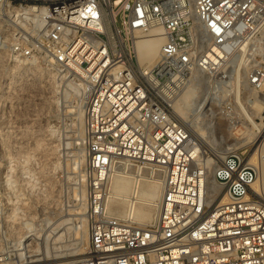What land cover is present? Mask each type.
Instances as JSON below:
<instances>
[{
    "label": "built area",
    "instance_id": "built-area-1",
    "mask_svg": "<svg viewBox=\"0 0 264 264\" xmlns=\"http://www.w3.org/2000/svg\"><path fill=\"white\" fill-rule=\"evenodd\" d=\"M158 32L159 59L141 63L138 40ZM0 37L18 64L45 62L83 113L87 256L49 264H264V140L208 150L204 187L201 144L173 107L194 78L213 94L206 120L237 121L223 93L264 86V0H0ZM129 173L161 181L149 221L136 191L122 215L109 205Z\"/></svg>",
    "mask_w": 264,
    "mask_h": 264
},
{
    "label": "rangeland",
    "instance_id": "rangeland-1",
    "mask_svg": "<svg viewBox=\"0 0 264 264\" xmlns=\"http://www.w3.org/2000/svg\"><path fill=\"white\" fill-rule=\"evenodd\" d=\"M49 68L42 60L18 64L10 59L0 37V255L6 258L4 264H18L19 258L21 262L27 259L29 252L25 244L28 242L17 244L16 241L30 229L39 234L38 239L31 241L40 253L37 258L46 255L42 247V238L46 235H49L50 256L88 247L86 148L83 121L77 113L80 107H76L78 102L75 103L72 96H65L63 86ZM201 88L188 83L173 104L188 127L196 121L203 129L213 132L215 146L207 149L217 151L246 140L249 143L239 148L253 151L259 148L264 131L259 134L250 124L237 102L236 90L229 88L223 93L224 98L235 103L237 121L229 125L217 113L213 112L207 121L204 113L195 110L197 98L208 91L206 86ZM244 92L246 90L241 88L242 102L247 101L250 94ZM261 93L264 94V89ZM244 106L255 112L248 103ZM256 109L258 114L254 119L264 126L263 103ZM238 128L241 130L235 133ZM247 131H252V135ZM69 212L73 214H67ZM41 219H44L43 225L37 222ZM62 220L65 223L58 227ZM58 230L63 234L55 240ZM20 245L24 248H19ZM71 261L74 259L38 264Z\"/></svg>",
    "mask_w": 264,
    "mask_h": 264
},
{
    "label": "bare ground",
    "instance_id": "bare-ground-1",
    "mask_svg": "<svg viewBox=\"0 0 264 264\" xmlns=\"http://www.w3.org/2000/svg\"><path fill=\"white\" fill-rule=\"evenodd\" d=\"M159 34H161V33L158 32V35L154 34L155 36H149L147 38H141L140 40H138V42H137V54H138V59L141 63L153 65L159 59L160 47H161V44L163 42V37ZM189 83H191L193 85L195 84L199 90L202 89L200 84L194 78ZM262 89H264V86L261 88V90ZM74 90L77 91L75 88H74ZM261 90H259V89L258 90H252L250 92V95L252 96V98L249 101V105L252 108H254L255 112H250V111L246 110L244 103L240 100V97L238 96V93L236 92L237 102L239 104H241V106L244 109V112H245V115H246L248 121H250V124H252L253 127L258 129L257 133H259V134H261L264 131V126L262 125L263 126L262 127L260 124H257L256 120L254 119V116L256 114H258L257 109H256L257 106L259 104H262V103L264 105V94L261 93ZM212 97H213V94H212V92H209V90L206 91V93H204L203 95H200V97L197 98L198 103L195 106V110L198 112L204 113V111H203L204 107H205L206 103H209L211 101ZM177 100H179V99H177ZM76 107H78V106H76ZM173 107H174V110H175L177 117L182 122H185L181 118L180 114L177 112L174 104H173ZM186 109H188V108H186ZM187 111H189V110H187ZM77 113L79 114L80 121H82V116H83L82 109L78 108ZM189 114H191V113H189ZM184 119H187V117ZM242 125H244V124H242ZM248 127L249 126H247V128ZM82 128H83V126H82ZM249 129H251V128H249ZM189 130L191 132V136L201 144L200 148H201L202 153L200 156L202 159V163L207 168L206 176L203 179V182H204V187H207L212 182V171H213V164L212 163L215 162V158L213 156H211L210 154H206V152H208V150H209V149H207V148H209V146L210 147L215 146L214 139H213V132L209 131L207 129H203L202 127H200L196 123V121L193 122V124H191V126L189 127ZM195 130H196V132H195ZM240 130H241V128H238L235 133H237ZM196 133L198 134V136ZM238 134L236 136H238ZM247 134L252 135V131L248 132ZM203 139H205V140L203 141ZM247 143H249V141H247V140L241 144L239 143V141H236V142L230 144V146H227L225 148L222 147L223 149H217V151L214 148L213 149L215 150L214 152L217 153L216 155L220 156V155L224 154L227 150L239 148L241 145L243 146L244 144H247ZM216 148H218V147H216ZM263 152H264V147H263ZM262 160H264L263 156H262ZM259 161L261 162L260 156H259ZM263 166H264V161H263ZM210 175H211V179H210ZM111 189L113 192V198H111V201H109L110 202L109 205L111 206L112 210L116 214L122 215L124 213L126 206H127V203H128V200H129V197L131 196L132 193H135V191H136V193H137V206L135 207L134 210H135V213H136L138 219L142 222H146V221H149L150 219H152V217L154 216V214L156 212L157 201H158L160 194H161V181L159 178L145 179V180L143 179V180H140L139 183L137 184V179H134V177L130 173L125 174L123 176L122 175H116L114 177V180L112 181ZM85 213H86V211H85ZM67 214H73V213L69 212ZM64 223H65V220H62L58 224V227L62 226ZM86 223H87V219H86ZM62 228H64V226L61 227L60 229H62ZM65 229H67V227ZM62 234H63V232H60V230L56 231L55 235H54L55 236L54 239L58 240L60 237H62ZM38 238H39L38 231L36 232L34 229H30L29 231H27L22 236L21 239H18L16 241L17 244H19L22 241L28 242L27 244H25V247L28 248L27 253L29 252L27 255V259L23 262L18 263V264H38V263H47V262H52V261H63V260H67V259H74V261H76V260H80V259L87 256V250H85L84 248L77 251V252H65L63 254H54V255L50 256L48 246H47V239L49 238V235H46V237L42 238V245H43L42 247H44L46 255L44 254L45 255L44 257H38L37 258V255H39L40 253L37 251L36 248L35 249L33 248L34 246H32V245L34 243L32 244L31 241L36 240ZM87 240H88V238H87ZM43 241H44V243H43ZM88 242H89V240H88ZM88 242L86 243L87 245H88ZM22 254L23 253H20V255H22Z\"/></svg>",
    "mask_w": 264,
    "mask_h": 264
}]
</instances>
